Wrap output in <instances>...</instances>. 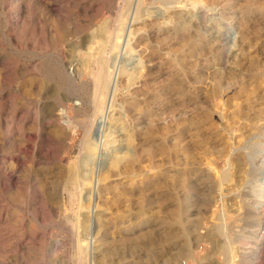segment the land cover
<instances>
[{"label":"rangeland","instance_id":"1","mask_svg":"<svg viewBox=\"0 0 264 264\" xmlns=\"http://www.w3.org/2000/svg\"><path fill=\"white\" fill-rule=\"evenodd\" d=\"M140 1L158 24L126 22L105 60L113 104L71 132L63 110L84 106L60 79L78 83L80 67L87 80L91 36L114 27L122 0H0V264H79L76 238L86 264H226L223 245L230 264H264V0ZM147 68L148 88L127 77ZM175 146L202 164L177 175Z\"/></svg>","mask_w":264,"mask_h":264},{"label":"bare ground","instance_id":"2","mask_svg":"<svg viewBox=\"0 0 264 264\" xmlns=\"http://www.w3.org/2000/svg\"><path fill=\"white\" fill-rule=\"evenodd\" d=\"M133 1L134 0H122V5L121 7L118 8L117 11V16L114 18L115 20V24L113 25L114 27L112 28H108L107 25L106 27H101L102 23H99V26L97 27V30L92 34V38L95 39L98 43L97 46L95 45V48H92V46H90V42L88 43V47L87 50L89 51V53H87L86 57L82 59L81 62V67L85 68L86 73L85 76H87V80L84 78H82V71H80V67L76 68L75 70V75L76 78L79 80V82H76V79H72L71 76H65L62 75L61 77V85H62V89L64 91V93H68L69 90H72V93L76 94L79 96V99L81 101V103L84 106V110H80L77 108H74L73 111V115H68L65 111V109L63 110L66 114V120H63L62 122L63 124V129H69L71 132H74L75 129L77 127H85L90 126V122L91 120H89L85 115H87V111L91 110V112L93 111V115L95 116L92 120L96 119L97 116H101L104 115L107 112V109L109 107H111V105L113 104L112 102L115 99V94H117V86H116V79L114 77V73H113V67H110L109 63L108 65H105V60L108 56V52L110 55V51L114 48H117V44L121 41V37L125 35V29L124 26L126 24V22H129L134 24L135 22L137 23V21H141V27L144 30L149 29V28H153L154 26H156V24H158L157 20L154 18V14H152V12L149 11H145L142 7H141V1L137 0L135 6L133 7ZM177 1V0H176ZM179 1V0H178ZM177 1V2H178ZM183 1V0H182ZM181 1V2H182ZM202 1V0H201ZM180 2V1H179ZM178 2V3H179ZM184 3V2H183ZM201 3V2H200ZM186 4V3H185ZM184 4V5H185ZM193 4V3H192ZM119 5V3H118ZM176 5V4H175ZM158 6V5H157ZM161 9V8H160ZM162 10V9H161ZM145 11V12H144ZM154 12V11H153ZM158 11L155 12V14ZM161 12V11H160ZM160 12L158 13L160 15ZM167 12V11H166ZM144 15H146V18H142ZM131 16V19H130ZM152 18H151V17ZM156 16V15H155ZM158 16V15H157ZM163 18V17H162ZM130 19V20H129ZM170 22H172V24H176L175 21V16H171L169 17ZM203 21V20H202ZM202 23V22H201ZM131 24V25H132ZM104 25V24H103ZM131 27V26H130ZM140 32V31H139ZM136 33V32H135ZM138 33V31H137ZM130 35V34H129ZM128 35V36H129ZM181 38L182 41H186V35L184 33H181ZM127 36V37H128ZM172 34L170 33H166L165 31L158 34V36L153 39L154 44L153 45H149L145 44V46L148 48V57L149 58H153L155 53H156V47L161 46L162 44H166L167 42H169L171 40ZM91 41V38H90ZM84 44V43H83ZM130 44V43H129ZM120 45V44H119ZM94 46V45H93ZM116 46V47H115ZM130 46V45H129ZM171 50V49H170ZM87 51V52H88ZM109 57V56H108ZM111 58V56H110ZM117 59V58H116ZM112 59H110L109 61H111ZM140 61V60H139ZM108 62V61H107ZM115 62V61H114ZM111 63V62H110ZM77 65V63H76ZM129 67V66H128ZM127 68V67H126ZM113 69V70H112ZM121 69V68H120ZM119 69V70H120ZM125 69V68H123ZM134 69V68H133ZM137 69V68H136ZM151 68H147L146 72L144 74H141V72L138 71H132L133 73L130 74L129 76H127L128 78H130V80L135 81L138 76H142L144 78V82L142 83V86H145L146 88L150 87V85L152 84L151 81H154V79L151 78L152 76V72H151ZM84 71V72H85ZM122 71V70H121ZM117 72V71H116ZM120 73V72H118ZM122 73V72H121ZM84 74V73H83ZM129 74V72H128ZM116 75V74H115ZM120 75V74H119ZM84 77V76H83ZM128 83V81L126 82ZM129 84V83H128ZM215 86H216V90L220 89L221 86V80L220 79H216L215 80ZM168 113V115L170 117L174 116V108H173V104H170L167 109L165 111H163V113ZM92 113H90L91 116ZM160 114V113H158ZM157 114V115H158ZM93 117V116H92ZM98 119V117H97ZM87 120H89L90 122L87 124ZM97 121V120H96ZM150 121V123H149ZM147 124V130H155L157 133H163V129L161 126H159L156 121L154 120V118H150ZM187 121L190 122V120L188 119ZM87 128V127H86ZM92 128V126H90V129ZM62 129V130H63ZM89 129V131H90ZM64 131V130H63ZM68 131V130H66ZM65 131V132H66ZM86 131V130H85ZM89 133V132H88ZM117 133V132H116ZM86 134V133H85ZM84 134V135H85ZM128 135V134H127ZM130 138V137H129ZM87 139V138H86ZM83 142V140H82ZM113 142V141H112ZM107 143V142H106ZM82 143H80L81 145ZM130 144V143H129ZM126 145V143H125ZM82 149L86 151V155L85 157H89L92 154H94V149L91 142H87L84 141L83 145H81ZM106 146V145H105ZM103 148V147H102ZM106 149V148H105ZM129 149V148H128ZM107 150V149H106ZM81 151V150H80ZM97 150H95V154ZM129 151V150H128ZM104 151H101V156L102 154H104ZM114 152V151H113ZM134 152V149H133ZM126 153V152H125ZM118 155V154H117ZM106 156V154L104 155V157ZM112 157V155L110 156ZM109 157V158H110ZM117 157V156H115ZM127 157V156H126ZM129 157V156H128ZM83 160V159H82ZM110 160V159H109ZM118 160L119 157L117 158V160L115 161L114 158L112 160L111 158V165L108 168V171H103L102 174H104L102 176V180L106 179L107 175L109 176V172L113 171V168L115 167V163L117 162L118 164ZM203 160V159H202ZM81 161V160H80ZM79 163V162H77ZM173 163H174V168L176 170V174H184L185 176L191 171V168L193 167L194 163H197L196 165H201V161L200 159H195L193 157V153H192V149L190 148H180L175 146L173 148ZM109 164V163H108ZM78 165V164H77ZM87 166V165H86ZM78 167V166H77ZM80 167V166H79ZM83 167V166H82ZM117 167V166H116ZM69 169H71L69 167ZM68 169V171H70ZM74 169V168H72ZM71 169V170H72ZM107 168H105L106 170ZM78 171V169L73 170L72 172H70L68 174L67 177V183L69 185H71V187L73 188L74 186H76V182L79 180H76V172ZM67 173V172H66ZM80 174V173H79ZM93 174V173H92ZM66 176V175H65ZM79 176H77L78 178ZM66 178V177H65ZM86 180V179H85ZM65 181V182H66ZM80 182V181H78ZM82 182V181H81ZM64 183V182H63ZM65 184V183H64ZM68 185V186H69ZM67 186V187H68ZM80 186V185H79ZM69 188V187H68ZM71 189V188H70ZM74 190V189H73ZM69 192H71V190H68ZM86 199V198H85ZM237 219V218H236ZM77 221V220H76ZM75 221V222H76ZM67 223V222H66ZM71 222H69L70 225ZM83 224V223H82ZM79 225V224H78ZM67 226V225H66ZM84 228V227H83ZM82 228V229H83ZM220 227L218 226V231H220L221 229H219ZM86 233L85 234H90L88 231V227L85 228ZM217 231V232H218ZM73 232H75L73 230ZM81 232V231H80ZM84 232V231H83ZM77 233V231H76ZM75 234V233H73ZM219 234V233H218ZM84 235V234H83ZM76 236V235H75ZM85 236V235H84ZM87 237V236H85ZM85 239V238H84ZM74 241V240H73ZM82 240L80 238H76V243H75V250L77 251L76 254L79 255V253H83L82 255L80 254V256L83 257V255L85 256L84 261L82 260V257H78L77 255L73 254L74 256H77V260H79V264H86V255L88 253H86V245L83 243L81 244ZM228 242V241H227ZM87 243V242H86ZM84 245V246H83ZM90 246V245H89ZM219 246V244L217 245V247ZM224 246V245H223ZM221 247L222 252L226 254H229L230 256V249L226 246ZM220 247V246H219ZM218 250V248H215ZM233 249V248H232ZM93 254V253H92ZM232 255V254H231ZM89 256V254H88ZM93 255H91L92 257ZM229 256L227 257L226 264H230ZM242 256V255H241ZM247 256V255H246ZM90 257V256H89ZM256 257V255H255ZM243 258V257H242ZM254 259V258H253ZM241 261V260H240ZM239 261V262H240ZM236 262V260H235ZM252 262L244 259L243 261H241V264H251Z\"/></svg>","mask_w":264,"mask_h":264}]
</instances>
